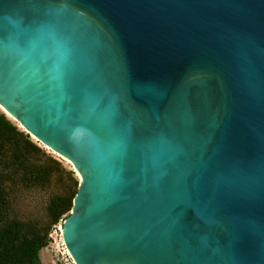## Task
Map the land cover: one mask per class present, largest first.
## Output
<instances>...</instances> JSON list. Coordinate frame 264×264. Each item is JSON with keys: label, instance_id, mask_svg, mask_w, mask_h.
Here are the masks:
<instances>
[{"label": "water", "instance_id": "1", "mask_svg": "<svg viewBox=\"0 0 264 264\" xmlns=\"http://www.w3.org/2000/svg\"><path fill=\"white\" fill-rule=\"evenodd\" d=\"M0 106L72 264H264V0H0Z\"/></svg>", "mask_w": 264, "mask_h": 264}, {"label": "trees", "instance_id": "2", "mask_svg": "<svg viewBox=\"0 0 264 264\" xmlns=\"http://www.w3.org/2000/svg\"><path fill=\"white\" fill-rule=\"evenodd\" d=\"M36 154L44 155V152L0 109V165L9 160L18 169L13 173L19 174L20 171L25 182L44 185L50 182L55 171L63 167L60 161L50 156L47 161H30L29 158ZM10 174L0 172V264H42L39 253L47 242L35 232L27 235V226L20 220L7 218ZM77 191L51 199L49 212L53 224L71 211Z\"/></svg>", "mask_w": 264, "mask_h": 264}, {"label": "rangeland", "instance_id": "3", "mask_svg": "<svg viewBox=\"0 0 264 264\" xmlns=\"http://www.w3.org/2000/svg\"><path fill=\"white\" fill-rule=\"evenodd\" d=\"M13 121L16 123L14 118ZM31 139L41 148L44 155H32L29 158L30 161H47V157L50 156L60 161L63 169L55 171L49 183L36 185L25 182L20 171L19 174H14L17 167L14 168L11 161L1 163L0 172L2 174L12 173L7 181V218L20 220L27 226L25 230L27 235L35 232L47 242V246L43 247L39 253L42 264H72L67 259L60 242L64 219L71 211L65 214L58 223L53 224L49 203L56 195L71 194L77 191L80 177L71 162L60 160L33 138Z\"/></svg>", "mask_w": 264, "mask_h": 264}, {"label": "bare ground", "instance_id": "4", "mask_svg": "<svg viewBox=\"0 0 264 264\" xmlns=\"http://www.w3.org/2000/svg\"><path fill=\"white\" fill-rule=\"evenodd\" d=\"M2 108V109H1ZM0 109L3 111V112H6L8 114V117L13 121V117L2 107L0 106ZM15 120V119H14Z\"/></svg>", "mask_w": 264, "mask_h": 264}]
</instances>
